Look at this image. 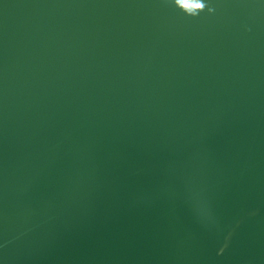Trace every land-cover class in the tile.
I'll return each mask as SVG.
<instances>
[{
    "label": "water",
    "instance_id": "95a60500",
    "mask_svg": "<svg viewBox=\"0 0 264 264\" xmlns=\"http://www.w3.org/2000/svg\"><path fill=\"white\" fill-rule=\"evenodd\" d=\"M0 264H264V0H0Z\"/></svg>",
    "mask_w": 264,
    "mask_h": 264
}]
</instances>
